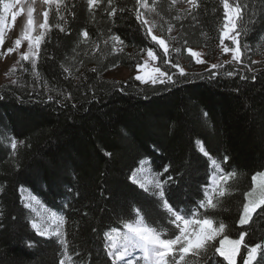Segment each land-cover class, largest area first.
<instances>
[{"label":"trees","instance_id":"16d2710c","mask_svg":"<svg viewBox=\"0 0 264 264\" xmlns=\"http://www.w3.org/2000/svg\"><path fill=\"white\" fill-rule=\"evenodd\" d=\"M237 2L246 6L237 21V64L217 61L222 0H197L199 7L189 9L171 0H147V8L137 0L111 5L102 0L92 9L87 0H61L59 12L55 3L49 5V28L37 59L23 60L14 80L0 85V264H60L64 251L70 264H112L105 233L124 232V223L136 218L135 208L146 223H159L172 235L174 226L161 218L152 188L145 192L130 180L143 162L155 179L173 177L165 198L174 208L186 214L198 210L217 226L226 225L214 246L224 236L235 240L247 232L237 264L247 256L244 245L264 244V206L248 224L238 223L253 188L251 177L264 171V64L255 62L264 57V0H229ZM112 8L115 16L109 15ZM137 13L156 19L155 29L169 44L167 55ZM113 35L124 44L110 39ZM190 47L204 49L206 58L221 66L180 76L172 64L185 59L194 65L186 54ZM149 48L176 84L106 77L117 66L135 69ZM197 141L224 172H236L212 193L217 207L207 211L198 204L206 200L214 172ZM23 188L63 217L66 249L31 227ZM261 254L252 264H264ZM205 264L228 262L210 248Z\"/></svg>","mask_w":264,"mask_h":264},{"label":"snow or ice","instance_id":"6c2138e0","mask_svg":"<svg viewBox=\"0 0 264 264\" xmlns=\"http://www.w3.org/2000/svg\"><path fill=\"white\" fill-rule=\"evenodd\" d=\"M24 0H7L3 4V11L5 14L11 15L12 20L15 21L17 11H13L18 8ZM35 0H33V3ZM102 0H87L88 6L90 9L95 8ZM173 4L176 3V0H172ZM191 8H198L199 4L197 0H187ZM43 3L46 5L56 4V10L59 12L61 0H43ZM137 3L142 8H147V0H137ZM108 4H112V0H108ZM223 5V24L222 32L220 38V45L223 46V52L227 53L229 51L233 52V60L239 61L241 57V48H240V32L237 30V21L242 19V13L246 6L240 4L239 2L235 4H230L229 0H222ZM155 10L154 8L152 9ZM24 9L20 8V12H23ZM35 9L29 4L27 6V20L24 25V30L20 34V37L15 39L14 47L7 49V53H11L14 50L18 49L21 46L22 40L28 41V50L27 53L21 55V59L27 61L30 56L38 57L40 43L44 39V32H40L38 35L33 36L32 32L34 31V19L33 13ZM191 11V9L189 10ZM115 9L109 12V15L115 16ZM48 11L43 12V22L39 23V28L46 30L49 28L48 24ZM136 19L141 21L142 24L147 25L149 22L142 19V14L137 13ZM7 25L5 24V17L0 16V45L4 43V28ZM64 31L63 28L60 29ZM169 31L171 29L169 28ZM146 33L151 37V40L154 41L160 48L163 49L164 54L167 55L169 48L164 39L158 38L156 35H152V28L148 27ZM83 36L88 37V32L84 31ZM113 41L118 42L120 45H123L124 42L120 39L119 36L113 35L110 37ZM225 40H230L235 48H229L224 45ZM122 50V49H121ZM179 52V49H176ZM191 52V49H189ZM5 53V55L7 54ZM193 56H197V63H204L205 61L198 58V54L192 52ZM147 56L151 60H156L155 52L149 48L147 49ZM170 62V61H166ZM221 65L212 64V68H218ZM141 71L147 69L148 61H145L143 66H138ZM173 68L179 69V75L185 76L186 73L183 68H180L178 64H172ZM15 69H13L14 71ZM158 75L151 76L146 79L144 76L137 75L136 80L143 83L150 82L155 85L160 84H176L177 81L173 79V75H169L167 72H161L159 67H156L152 70ZM215 73H213V76ZM231 75V73H229ZM211 78V77H209ZM205 116L207 113L204 114ZM197 144L200 145V151L204 156L209 157V160L213 166V183L218 184L220 181L227 182L229 179L236 176L235 171L224 172L220 167V164L217 160L213 159L209 153L204 149L202 142L197 141ZM17 148V141H11V149L15 151ZM106 155H111V153H106ZM228 159L227 156L223 158L224 162ZM163 172H168V167L163 169ZM159 173V175H163ZM130 180L133 184H138L139 188L143 189L145 192L149 191V188L145 186V183L138 181L137 176L133 173L130 176ZM173 177L168 176L167 179L161 181L156 179L153 183L152 195L158 198V203L156 207L163 210L160 214L161 218L167 222L169 225H173L174 229L172 230V235H168L164 226L157 223L155 226L152 224L146 223L144 221V216L141 214L140 208H135L136 218L132 222H125L123 227L124 232H117L113 228L110 232L105 233V238L112 240V233H116L119 237V243L113 241L110 246H108L107 256L111 257L112 264H138L136 257L133 255L134 252L139 251L142 253L141 259L144 261V264H193V260L196 258H202L199 261V264H205L208 258V251L210 248L214 249L215 253H218L221 257L228 262V264H237V256L240 254L241 246L243 245L244 237L247 235V232H241L239 239L229 240L227 236H224L223 239L219 241V246H214L213 241L216 240L218 235L224 233L226 225L223 222L217 224L214 220L207 216H202L199 211H192L190 214L184 213L183 209L177 210L169 203V200L165 198V185L172 181ZM253 188L251 191L246 193L247 203L243 205L242 215L239 218V225L243 226L249 223L252 218V214L256 212L258 208L264 206V171L257 172L251 177ZM152 183V182H150ZM2 191V189H0ZM215 192V188L213 189ZM225 195V190H220L219 196L223 197ZM204 196L206 200L201 201L198 204V208L205 209L216 208L217 204L213 202L212 196L205 191ZM155 203V202H154ZM28 207V205H25ZM55 215V214H53ZM63 218H60V223L63 224ZM31 227L36 229V231L41 235H47L48 229L41 228L35 222H32ZM53 235L61 237L58 240V243L62 246H65L66 249V240L62 238V233L57 230ZM247 248V256L243 258V264H252L255 260L258 253L261 254V261H264V244L256 243L254 246L249 247L244 245ZM60 264H64V261L61 260Z\"/></svg>","mask_w":264,"mask_h":264},{"label":"rangeland","instance_id":"374dc122","mask_svg":"<svg viewBox=\"0 0 264 264\" xmlns=\"http://www.w3.org/2000/svg\"><path fill=\"white\" fill-rule=\"evenodd\" d=\"M5 2H7V0L2 1V16L5 17V24L7 25V27L4 28V43L2 45H0V85L11 82L14 80V76L16 74V69H18V67L21 65V62L23 61V59H21V55L27 53V50H28V41L27 40H22L21 46L11 53H7V49L14 47L15 39L19 38L20 34L24 30V25H25L26 20H27V6L29 4H31L35 9V11L33 13L34 31L32 32V35L33 36L38 35L40 32L43 31L44 36H45V33L48 30V29L42 30L39 28V23L43 22V12L48 11V7H49V5H46L43 3V0H35L34 3H33V0H24V2L20 6H18V8L13 10V11H17L19 13L17 15V18L15 19V21L12 20L11 15L4 13L3 4ZM175 4L182 9H189L190 8V5L185 0H176ZM20 8H23L24 11L20 12ZM144 18H145V20H147L149 22L147 24V26L152 28V35H156L158 38L164 39L166 44L168 45V48H169V44H168L166 38H164L162 35H160L157 32V30L155 29L156 19L154 17L149 16V15L144 16ZM170 35L175 36L176 31L172 30L170 32ZM42 42L40 43V47H41ZM224 45L228 46L229 48H235V45H233L230 40H225ZM40 47H39V51H40ZM189 49H191V52L189 51ZM192 52L197 53L198 58L205 61V62L204 63H197L196 62L197 56H193ZM5 53H7V54L5 55ZM205 53H206V51L202 48H199V47L186 48V54L192 58L194 65L193 64L187 65V63H185V59H183V61L180 62L179 67L183 68L185 72H188L189 70H194V69L198 70L201 68H212L211 67L212 64H218L215 61L210 62L206 58ZM220 54L222 56V59L219 58V59H217V61L222 60V62L224 64H227V63L237 64L241 60V57H240L239 61L233 60V58H232L233 52L232 51H229L227 53L223 52V46H221V48H220ZM36 59H37V57L30 56L29 60H27V61L36 60ZM145 61H148V67H147V69L141 71L138 66H143ZM255 62H259L261 64H264V57L261 58L260 60H256ZM138 66L135 69H129L127 67L117 66V67L111 69L109 72H107L106 77H108L112 80L121 81V80L130 79V78L135 79V77L137 75L144 76L146 79L150 78L151 76L158 75L152 71L154 68L159 67L158 63H157V59L151 60V58H149L147 56V51L144 53L142 64H140ZM13 69H15V70L13 71ZM160 70H161V72H165L161 68H160ZM176 70L179 71L178 68H176ZM139 82H141V81H139ZM149 83H151L150 80H149ZM212 168H213V166H212ZM135 174L137 176L138 181L145 183V186L149 189L153 188V183L156 179H155V176L153 175V173L151 172L150 168L148 167L147 162H143L141 164L140 168L135 171ZM150 182H152V183H150ZM222 182L223 181H220L218 184H214L213 183V177H212L211 186L208 190L209 195H212L214 188H215V191H217V189L220 187ZM21 196H22V201H23L24 205H28V207H26V208L29 209L31 212V224H32V222H35L38 225H40L41 228L46 227L48 229V234L44 235L42 237L57 238L59 240L61 237H57V236L53 235L52 233H54L57 230H59L62 233L63 224H64V222H63V224L60 223V218L62 216L59 214H56L55 212L48 209L43 204V202L41 200H39L38 197H36L32 192H30L27 189H24V188L21 189ZM53 214H55V215H53ZM63 221H64V219H63ZM34 230L38 235H40L36 231V229H34ZM117 232L122 233V231H120V230H117ZM221 236H222V234L218 235L217 238H219ZM113 241H116L117 243H119V237L117 236L116 233H112V240L107 239V246H110V244ZM64 254H65L63 256L64 264H70L69 257H68V255H66L65 251H64ZM133 255L136 257V261H141L140 264H144V261L141 259L142 253H140L139 251H136L133 253ZM236 260H237V258H236Z\"/></svg>","mask_w":264,"mask_h":264}]
</instances>
